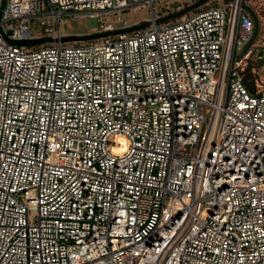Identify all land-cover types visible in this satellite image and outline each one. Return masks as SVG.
<instances>
[{"label": "built area", "instance_id": "built-area-1", "mask_svg": "<svg viewBox=\"0 0 264 264\" xmlns=\"http://www.w3.org/2000/svg\"><path fill=\"white\" fill-rule=\"evenodd\" d=\"M171 1L0 0V264H264V0Z\"/></svg>", "mask_w": 264, "mask_h": 264}, {"label": "rangeland", "instance_id": "rangeland-1", "mask_svg": "<svg viewBox=\"0 0 264 264\" xmlns=\"http://www.w3.org/2000/svg\"><path fill=\"white\" fill-rule=\"evenodd\" d=\"M176 1L183 2L184 5L188 3V5L193 3V0H172L171 3ZM225 0H208L202 6H210V5H217V4H225ZM157 11L163 12V6L161 3L157 2ZM175 10V9H174ZM173 10V11H174ZM196 9H193L192 12H195ZM151 14V10L148 6H141L135 7L132 10L126 11V17L128 21V25L132 26L138 24L144 20H146ZM63 25L64 29L69 34H87L91 33L99 27V22L96 18L92 17H72L65 15L63 17ZM261 30L264 28L259 29V33L257 34L256 38L254 39L250 48H254L255 52H257V43L264 42V33H260ZM241 56V53L237 55V58ZM255 58V53L252 55V59L250 60L248 67H250V72L246 75V78L249 79L252 83L255 84L257 89L264 90V67L263 63L259 61L253 60ZM248 69V68H247ZM248 70H246L247 72Z\"/></svg>", "mask_w": 264, "mask_h": 264}, {"label": "water", "instance_id": "water-1", "mask_svg": "<svg viewBox=\"0 0 264 264\" xmlns=\"http://www.w3.org/2000/svg\"><path fill=\"white\" fill-rule=\"evenodd\" d=\"M7 0H2V8H4L5 4H6ZM206 1L208 0H198L197 2L189 5L186 8L174 11L168 15H165L163 17H160L157 19V22H164V21H169L172 19H175L177 17H180L181 15L188 13L190 11H192L193 9H196L197 7H200L202 4H204ZM180 2H175L173 3V8L176 9L180 6ZM1 14V13H0ZM151 24V21H143L141 23L135 24L131 27L125 28V29H121V30H115V31H104V32H96V33H88V34H75V35H68V36H64L61 38L62 41H86V40H90V39H94V38H100L103 36H107L110 34H115L118 32H131L134 30H139L142 28H145L147 26H149ZM257 35V30L255 33V36L253 38V40L247 45V47L245 48L244 52L242 55H244L248 49L250 48V46L252 45L255 37ZM7 36V34H6ZM13 43L18 44V45H24V46H37L43 43H47V42H51L54 41L53 38H35V39H29V40H11Z\"/></svg>", "mask_w": 264, "mask_h": 264}, {"label": "trees", "instance_id": "trees-1", "mask_svg": "<svg viewBox=\"0 0 264 264\" xmlns=\"http://www.w3.org/2000/svg\"><path fill=\"white\" fill-rule=\"evenodd\" d=\"M247 68H248V69H247ZM247 68L243 71L244 76H245V81H246V83H247L248 88H249L252 92H256V91H257V88H256L255 84L252 83L251 81H249L248 78H246V75L248 74V72L251 71V70H250V67H247ZM246 70H248V71L246 72Z\"/></svg>", "mask_w": 264, "mask_h": 264}, {"label": "bare ground", "instance_id": "bare-ground-1", "mask_svg": "<svg viewBox=\"0 0 264 264\" xmlns=\"http://www.w3.org/2000/svg\"><path fill=\"white\" fill-rule=\"evenodd\" d=\"M123 137L122 136H120V139H122Z\"/></svg>", "mask_w": 264, "mask_h": 264}, {"label": "flooded vegetation", "instance_id": "flooded-vegetation-1", "mask_svg": "<svg viewBox=\"0 0 264 264\" xmlns=\"http://www.w3.org/2000/svg\"><path fill=\"white\" fill-rule=\"evenodd\" d=\"M201 6H202V5H201ZM197 8H199V7H197ZM197 8H196V9H197Z\"/></svg>", "mask_w": 264, "mask_h": 264}]
</instances>
